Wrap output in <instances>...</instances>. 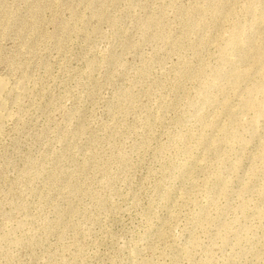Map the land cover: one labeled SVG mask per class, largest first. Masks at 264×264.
Listing matches in <instances>:
<instances>
[{"label":"rangeland","instance_id":"1","mask_svg":"<svg viewBox=\"0 0 264 264\" xmlns=\"http://www.w3.org/2000/svg\"><path fill=\"white\" fill-rule=\"evenodd\" d=\"M0 76V264H264V0H0Z\"/></svg>","mask_w":264,"mask_h":264},{"label":"bare ground","instance_id":"2","mask_svg":"<svg viewBox=\"0 0 264 264\" xmlns=\"http://www.w3.org/2000/svg\"><path fill=\"white\" fill-rule=\"evenodd\" d=\"M8 81V79H7ZM7 81H5L4 77L0 76V126L3 123L4 124V119L6 118V114L9 113L7 112V106H6V99H5V93L7 89ZM10 89V87H9ZM4 120V121H3Z\"/></svg>","mask_w":264,"mask_h":264}]
</instances>
